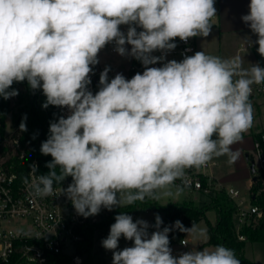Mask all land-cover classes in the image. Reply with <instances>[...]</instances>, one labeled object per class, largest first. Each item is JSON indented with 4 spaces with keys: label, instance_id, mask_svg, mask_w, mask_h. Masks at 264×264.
I'll use <instances>...</instances> for the list:
<instances>
[{
    "label": "clouds",
    "instance_id": "obj_1",
    "mask_svg": "<svg viewBox=\"0 0 264 264\" xmlns=\"http://www.w3.org/2000/svg\"><path fill=\"white\" fill-rule=\"evenodd\" d=\"M248 9L241 20L256 39L245 43L264 57V0H250ZM216 11L215 0H0V97L18 96L13 84L26 81L33 92L42 90L43 108L68 112L50 122L41 143V154L52 157L47 174L30 165L35 195L50 196L54 182L71 177L61 194L88 218L159 199L187 169L214 157L238 159L232 146L252 125L249 97L254 84H264V67L204 51L166 59L176 38L208 37ZM109 44L144 71L109 79L106 66L93 93V68ZM114 219L101 242L112 264H240L222 244L174 256L169 233L202 235L194 225L177 220L161 229L159 214L154 225L123 212ZM121 237L132 246L119 249Z\"/></svg>",
    "mask_w": 264,
    "mask_h": 264
},
{
    "label": "built area",
    "instance_id": "obj_2",
    "mask_svg": "<svg viewBox=\"0 0 264 264\" xmlns=\"http://www.w3.org/2000/svg\"><path fill=\"white\" fill-rule=\"evenodd\" d=\"M215 8L217 11L216 16L212 18V24L219 17V0H215ZM122 30L126 31V26H122ZM175 42L177 47L167 54V60L175 59L179 62L184 55H193L197 51H202L198 46L197 37L190 38L187 43L176 38ZM126 47L130 49V46ZM245 49V45L240 48V50ZM107 51L119 55L114 50V44L107 45L99 53L100 62L93 68L94 74L91 76L92 83L89 86L93 93L98 91L99 76L106 66L110 68L109 79L114 78L117 73L131 79L137 72L144 71L141 62L132 57L121 56L126 58L127 63H120L118 66L102 63L100 55ZM153 54L161 55L160 52ZM152 66L160 67L161 64ZM260 66L264 67V60ZM259 98L264 99V84L252 86L250 103ZM60 110L65 117L68 115L67 109L60 108ZM2 142H0V264H46L50 254L62 252L72 255L74 264H82L84 258L76 253L75 248V243L83 237L82 231L105 219L117 207L112 211L102 208L98 215L88 218L78 215L71 201L61 194L62 188H67L71 180L61 184L54 182V191L50 196L35 195L32 188L34 176L30 165L36 164L37 175L45 174L40 170L38 160L34 159L26 170L22 171L17 159H24L26 151L19 137L13 135L8 144ZM4 146L8 149H4ZM210 164L209 161L200 168L187 169L185 177L177 180L170 187L186 188L191 192H213V194L215 190L224 189L229 197L228 208L238 237L245 239L241 233L243 227L255 228L264 223V128L257 131L254 147L249 156L251 175L246 190L215 182L204 172ZM180 242L186 245L187 239L182 236Z\"/></svg>",
    "mask_w": 264,
    "mask_h": 264
},
{
    "label": "trees",
    "instance_id": "obj_3",
    "mask_svg": "<svg viewBox=\"0 0 264 264\" xmlns=\"http://www.w3.org/2000/svg\"><path fill=\"white\" fill-rule=\"evenodd\" d=\"M12 87L17 90H19V87L24 88V92L18 91V99L21 104L13 113V120L15 127L17 128L15 136L19 137L21 144L26 151L24 159H17L20 170L25 171L27 166H29L34 159H37L40 165V170L47 174L49 169L46 167V164L52 160V157L50 155H42L40 147L41 143L48 137L50 122L58 119V117L62 115V112L60 108L51 105L47 109L43 108L42 105L45 102L46 97L42 93L41 99L38 98L37 90L33 92L26 81L14 83ZM0 100L2 101V107L0 108L1 142L4 139L5 119L12 107L11 98L4 100L3 97H0ZM25 116L27 117L25 121L27 131H21L20 124ZM3 148L8 149L7 146H4ZM57 171H59V169H57ZM66 180H72V178L67 177L63 182ZM138 205H142L146 208H157L162 210L165 213L163 216L164 225H171L175 221L180 220L185 228H191L201 218L206 217L208 210L215 209L217 211V219L213 224L208 222L209 239L206 244L215 246L222 244L234 250L237 258L240 260V264H257L248 259L244 255L243 250L246 241L264 240V223L255 228L248 226L243 227L241 233L244 235L245 239H240L228 208L229 197L224 189L215 190L211 203L201 207L196 206L191 201L162 205L157 199H146L144 202L137 201L126 207H117L115 211L105 219L96 223V225L88 226L82 231L83 237L75 243V248L76 253L83 256V264H89L93 260L94 238L96 232L112 225L115 222L114 218L116 215L122 212H132L138 207ZM178 234L184 236L185 232L173 230L169 234V240L171 241ZM61 263L74 264L72 255L65 252L50 254L49 260L46 264Z\"/></svg>",
    "mask_w": 264,
    "mask_h": 264
},
{
    "label": "rangeland",
    "instance_id": "obj_4",
    "mask_svg": "<svg viewBox=\"0 0 264 264\" xmlns=\"http://www.w3.org/2000/svg\"><path fill=\"white\" fill-rule=\"evenodd\" d=\"M219 42L221 44V57L222 58H231L233 52L228 49V47L225 44V37L222 36L221 39L218 38L216 30H212L210 35L208 37H197V43L199 48L203 49L207 54L215 55V50L219 47ZM207 46H211V50L207 49ZM247 53L252 52L251 47L249 48L247 46ZM214 50V51H213ZM246 53V51L242 52ZM101 62L106 64H113L115 66H118L120 63H127V60L125 57H121L120 55L113 54L111 52H105L100 55ZM19 92H24L23 87H19ZM38 98L41 99L42 90H37ZM27 98V97H26ZM29 99V98H28ZM20 102L18 99V96L11 98V111L8 113L6 119H5V128H4V139L2 143L8 144V142L11 141V137L15 135V132L17 128L15 127V123L13 120V113L17 110V108L20 106ZM260 122L261 126L264 128V103L260 105V109L255 110L253 109V120L252 125L254 123ZM0 137L2 138L1 134V122H0ZM216 161L218 162L215 165H209L204 169V172L206 175L210 177L219 178V175L223 172H225L232 163H228V157L227 156H220V157H214L210 162ZM250 170V169H249ZM251 175V173H250ZM226 186H237V187H245V183L239 184V183H232L231 181H225L223 182ZM246 190V188H245ZM213 196V192H194L190 191L186 188H172L169 187L166 190H162L159 193V199L158 202L162 205H167L171 203H182L185 201H191L196 206H204L211 203ZM126 214L131 215L133 217V220L137 219H143L146 220L150 225L155 224V216L156 214H159V216L162 218L164 212L157 208H146L142 205H138V207L132 211L127 212ZM217 219V211L215 209H210L206 213V217L201 218L194 226L195 228L202 233V235H187V233L184 234V237L187 239V244L183 245L181 244L180 240L183 235L178 234L174 239L170 241V247L173 250V255L178 256L180 253L190 251L191 249H197L202 250L203 247H214L215 245H209L206 244V242L209 239V233H208V222H211L212 224L216 222ZM111 226V225H110ZM110 226L99 230L95 234L94 238V250H93V261L92 264H112V252L109 250H106L102 247V240L105 239L110 231ZM165 226L170 225H164V223L161 225V229ZM155 229L150 227L149 232L154 231ZM170 234V233H169ZM132 246V241H127L123 237H121L119 241V249H123L125 247ZM244 255L252 260L253 262L257 264H264V240H256V241H246L244 250Z\"/></svg>",
    "mask_w": 264,
    "mask_h": 264
},
{
    "label": "crops",
    "instance_id": "obj_5",
    "mask_svg": "<svg viewBox=\"0 0 264 264\" xmlns=\"http://www.w3.org/2000/svg\"><path fill=\"white\" fill-rule=\"evenodd\" d=\"M249 3L250 0H219V17L218 20L212 26V30H216L219 39H221L222 36L225 37L226 46L229 50L233 52L232 57L238 55L243 59V66L245 68L250 67V64L258 63L260 65L261 62L264 60V57H261L256 50L258 45L253 44L251 46L252 52L247 53V51L249 50L247 49L245 39L249 37L253 41H255L256 39L255 35L251 33L248 26L245 25L241 20V16L248 13ZM243 45L246 46V49L240 50ZM220 47L221 44L219 42V47L215 50L216 56L219 57H221L222 55V49ZM207 49L211 50V46H207ZM244 51H246V53H242ZM263 103L264 99L259 98L251 102V105L253 109L258 110L260 109V105ZM261 129H263V127L261 126L259 121L257 123H254V125H251V127L243 134L242 140L232 146L234 151L239 152V157L225 172L219 175L218 179L212 177L215 182L218 181L222 185H224L223 182L225 181H231L232 183L239 184L245 183L244 188H238L243 190L247 188L251 173V171L249 170V156L252 153L254 147L256 133ZM217 163L218 162L216 161H212L210 165H215ZM92 261L89 264H92Z\"/></svg>",
    "mask_w": 264,
    "mask_h": 264
},
{
    "label": "water",
    "instance_id": "obj_6",
    "mask_svg": "<svg viewBox=\"0 0 264 264\" xmlns=\"http://www.w3.org/2000/svg\"><path fill=\"white\" fill-rule=\"evenodd\" d=\"M251 170L253 171L254 170V166H253V164L251 165ZM255 179V178H254Z\"/></svg>",
    "mask_w": 264,
    "mask_h": 264
}]
</instances>
